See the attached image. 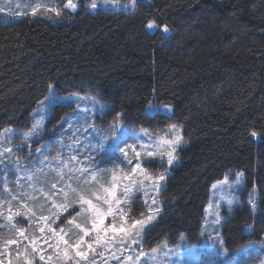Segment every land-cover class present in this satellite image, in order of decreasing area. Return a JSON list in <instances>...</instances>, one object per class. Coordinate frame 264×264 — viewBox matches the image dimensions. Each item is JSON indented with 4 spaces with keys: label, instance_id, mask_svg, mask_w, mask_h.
Returning <instances> with one entry per match:
<instances>
[{
    "label": "trees",
    "instance_id": "obj_1",
    "mask_svg": "<svg viewBox=\"0 0 264 264\" xmlns=\"http://www.w3.org/2000/svg\"><path fill=\"white\" fill-rule=\"evenodd\" d=\"M87 1L64 11L61 21L30 14L0 21V133L28 126L50 84L59 95L107 102L108 120L137 130L178 126L187 145L166 178L160 219L145 233L147 245H175L181 236L197 241L212 185L234 172H243L244 192L257 189L258 211L242 201L224 223L223 238L233 250L259 241L264 0H139L131 11L95 13L83 7ZM149 21L154 30L146 27ZM71 109L57 103L51 118L57 123Z\"/></svg>",
    "mask_w": 264,
    "mask_h": 264
},
{
    "label": "rangeland",
    "instance_id": "obj_2",
    "mask_svg": "<svg viewBox=\"0 0 264 264\" xmlns=\"http://www.w3.org/2000/svg\"><path fill=\"white\" fill-rule=\"evenodd\" d=\"M80 1L73 0V3L79 6ZM92 2L88 0L83 5L91 13L98 9L133 10L131 6L125 8L129 0H118L120 7L96 0L95 9L90 7ZM66 3L67 0H0V21L33 15L34 7L37 11L33 16L61 21L64 11H74L64 7ZM48 96L49 92L36 104L28 126L7 127L0 133V264H138L136 258L141 251L146 254L140 257L145 264H153V256H156V264H264V235L259 241L242 245L243 249L233 250L222 234L224 223L242 206V201L254 214L258 211L257 189L243 191V172L229 173L212 185L197 241L189 242L181 236L175 245L163 242L148 246L145 233L159 221L162 210L161 191L157 194L154 180L148 177L166 172L167 178L171 168L180 164L178 152L186 142L177 148L178 158L173 166L167 164L166 157L161 163L159 156L155 158L158 166L144 163L147 151L167 150L163 144L157 149L156 143L171 139L174 125L162 131L137 130L121 120H108L109 104L95 96L55 92L57 99L52 104L41 105ZM57 103L71 105L72 109L61 114L56 123L51 116ZM162 106L155 109L160 110ZM38 120L41 121L39 133L25 138L23 133ZM117 121L120 127L113 135ZM175 128L182 136L181 128ZM145 130L152 137L151 141L144 135ZM109 137L110 140L106 139ZM142 143L149 147L142 148ZM116 144L119 147H115ZM126 145L141 152V169L145 171L138 169L132 173L134 163L130 166L128 161L135 162V152L132 147L126 149V156L119 151ZM165 182H162L164 186ZM126 188L131 193L129 199L124 197ZM154 199L156 204H153ZM228 201L232 202L231 210ZM140 207L141 213L136 210ZM150 208L153 212L159 208V214L140 237H136L132 225L151 214ZM244 227L250 230L252 224ZM217 237L223 240L226 252L217 248L214 254L211 246L214 241L219 243ZM134 240L139 242L134 243ZM156 248L160 249L159 254L152 252ZM77 251H83L85 256H77Z\"/></svg>",
    "mask_w": 264,
    "mask_h": 264
},
{
    "label": "snow or ice",
    "instance_id": "obj_3",
    "mask_svg": "<svg viewBox=\"0 0 264 264\" xmlns=\"http://www.w3.org/2000/svg\"><path fill=\"white\" fill-rule=\"evenodd\" d=\"M137 2H138V0H129V3L127 5H125V8H128L129 6H131V8L134 9L136 7ZM104 3L105 4L111 3L113 7H120L118 0H104ZM64 7L68 8V9L75 10L78 7V5L76 3H73V0H67V3L64 5ZM90 7L93 8V9H95L97 7L96 0H93V2L91 3ZM52 10L56 11L57 15L60 14V12L57 11L56 9H52ZM36 11H37V8L34 7L32 9V14L34 15L36 13ZM146 27L148 29H154L157 26H156L154 21H149V23L146 25ZM163 31L165 33H167L169 30H168V28L166 26H164ZM54 99H57V98H55L54 86L50 84L49 85V96L46 97L45 100L41 102V105H50V104L53 103ZM102 108H103V106H101V110H102ZM149 108L150 109H155V106L154 105H149ZM160 110H162V111H170L171 109H170L169 105H163ZM41 111H43V107L41 108ZM119 127H120V125H119V122L117 121V123L113 125V129H112L113 135H115V132H116V130ZM40 128H41V121L38 120V121H36V123H34L32 125V127L30 129H28L27 131H25L23 133V136L25 138L32 137V136H34V134H38L39 133ZM171 130H172V133H173L171 139H161L159 142L156 143L157 149H159L161 144H163V145L167 146V150L166 151H162V150L147 151L144 154V158H143V162L144 163H154L155 162V158L157 156H159L160 159H161V163H163V159H164V157H166L167 158V164L169 166H173L174 165V163L176 162V160L178 158V156H177V148L180 147L183 144V138H182L181 135H179V130L176 129L175 126H171ZM8 131H10V130H8ZM144 135L148 136L150 141L152 140V137L150 136V134L146 130L144 132ZM251 135L252 136H256L257 133L256 132H252ZM106 139L110 140L111 138L109 137V138H106ZM120 142L122 143L123 141H120ZM103 146H104L103 143H101V147H103ZM115 147H119V145L116 144ZM128 147H132V150L135 152V157H136L135 162H133L132 160L128 161L130 166H132L133 163H134V166H132V173L133 174L136 173L138 169H140L141 171H145V170L141 169V158H142L141 157V152H137L135 150V147L126 145L124 148H119L120 153H122V154H124L126 156L127 155L126 149ZM141 147L142 148H147V147H149V145L142 143ZM7 151L10 152L11 150L8 149ZM37 151L39 152V151H41V149H37ZM61 175H63V174L61 173ZM148 178L154 180V183L156 185L157 194L160 191L163 190L164 184L162 182H164L166 180V172L159 173L155 177H148ZM238 178H239V176H238ZM133 183H135V182L133 181ZM53 187H55V185H53ZM130 194H131L130 190L126 188L125 192H124L125 199H129ZM65 196H67V193H65ZM81 199H83V197H81ZM86 202L90 203V201H86ZM249 202L252 203L251 200ZM117 203H119V201H117ZM156 203H157V201L154 199L153 200V204H156ZM231 204H232V202L228 201L229 210H231ZM64 207L67 208L68 206L65 205ZM253 207L254 208L256 207L255 204H253ZM159 211H160L159 208H156L154 212L150 208L149 212L151 214H149L145 219L137 220L132 225L133 229H135L134 235L136 237H140L141 232L144 231L146 229V227L148 225H150L152 223V221H154L156 219V216L159 214ZM217 218L219 219V213L218 212H217ZM69 223L71 224L72 221H69ZM95 226H96V224H95V222H93V227H95ZM76 227L79 228L80 225H76ZM248 227L251 228L250 225ZM121 231H123V229ZM81 239H83V238L81 237ZM209 239H212V238L209 237ZM217 240H219V237H217ZM133 242L134 243H138L139 241L138 240H134ZM65 244H67V241H65ZM243 247L244 246H241V249H243ZM211 248H212L214 254H215V250L217 248L223 249V240H219L218 244L216 243V241H214L212 246H211ZM223 250L225 252L227 251V249H223ZM152 252L154 254H159L160 253V249L159 248L152 249ZM67 254H68V250L66 248L65 249V256H67ZM76 255L83 257V256H85V253L83 251H77ZM145 255L146 254L143 251H141L139 253V256L136 258L138 264H145L144 261L140 260V257H143ZM165 255H167V252H165ZM41 259H43V256H41ZM129 259H131V258H129ZM152 262H153V264H156V256L152 257Z\"/></svg>",
    "mask_w": 264,
    "mask_h": 264
}]
</instances>
